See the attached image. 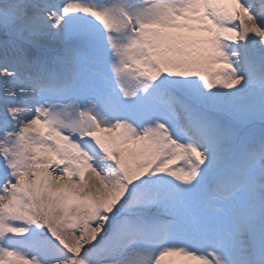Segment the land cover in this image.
I'll use <instances>...</instances> for the list:
<instances>
[{
  "label": "snow or ice",
  "instance_id": "6c2138e0",
  "mask_svg": "<svg viewBox=\"0 0 264 264\" xmlns=\"http://www.w3.org/2000/svg\"><path fill=\"white\" fill-rule=\"evenodd\" d=\"M0 264H264V0H0Z\"/></svg>",
  "mask_w": 264,
  "mask_h": 264
}]
</instances>
